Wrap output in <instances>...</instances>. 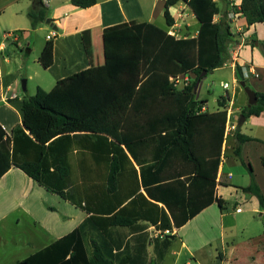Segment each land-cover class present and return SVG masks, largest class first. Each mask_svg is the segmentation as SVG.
<instances>
[{
    "label": "trees",
    "instance_id": "trees-1",
    "mask_svg": "<svg viewBox=\"0 0 264 264\" xmlns=\"http://www.w3.org/2000/svg\"><path fill=\"white\" fill-rule=\"evenodd\" d=\"M181 2L200 24L197 36L177 38L149 22L107 31L102 66L25 96L22 124L10 138L0 127V179L18 168L89 214L71 233L16 264H162L176 237L155 233L182 227L213 203L230 97L219 98L216 112H204L206 101H196L193 88L203 73L223 67L234 35L226 15L215 20L221 14L216 0H165L167 27L176 24L171 8ZM71 3L88 9L98 0ZM47 12L42 0H34L32 30L48 20ZM240 14L249 25L264 24V0H241ZM54 41H46L39 57L45 69L54 64ZM188 74L195 77L192 84L176 88L171 78ZM236 78L246 82L240 66ZM256 94L257 104L241 112L245 119L264 109V93ZM236 138L237 155L243 143L254 140L239 132ZM151 142L158 146L152 161L145 151ZM76 150L85 156L74 163ZM174 160L179 166L168 176ZM187 167L195 177L185 179L202 188L209 197L205 203H197L203 195H186L178 172L187 173ZM244 191L264 207L254 180Z\"/></svg>",
    "mask_w": 264,
    "mask_h": 264
},
{
    "label": "crops",
    "instance_id": "crops-1",
    "mask_svg": "<svg viewBox=\"0 0 264 264\" xmlns=\"http://www.w3.org/2000/svg\"><path fill=\"white\" fill-rule=\"evenodd\" d=\"M42 1L48 11L45 23L60 31L54 41V64L48 69L43 68L44 77L39 75L37 67H42L39 57L48 39L46 37L43 43L40 40L41 26L45 23L35 30L31 28L29 12L34 9V0H0V127L7 138L22 124L23 99L30 96L29 82L37 79L36 92L38 87L46 91L45 83L52 90L60 80L82 70L102 66L105 62L103 35L107 31L149 22L177 38H185L197 36L200 26L183 2L171 8L176 24L169 28L164 18L165 0H98L88 9L73 6L71 0ZM216 1H221L224 7L215 20L219 21L226 15L234 35L228 45L227 61L235 62L230 67L235 88L232 92L225 90L223 96L230 94L232 98L233 95V120L238 124L249 98L239 86L236 66L242 68L254 92L264 93V24L249 25L243 16L230 20L232 0ZM235 1L241 3V0ZM183 15H189L194 21L192 30L186 27ZM161 18L165 21L164 27L158 23ZM13 35L24 42L25 48L30 47L29 54L25 48L18 47L22 48L23 56L12 48L16 45ZM31 41L34 46L33 43L31 46ZM258 49H261L262 57ZM34 53L37 58L31 62L29 59ZM22 75L28 76L25 78L26 90L20 84ZM200 96L199 100L205 101ZM204 108V112L219 109L211 110L209 101ZM237 132L254 139L240 146V155L236 154L239 145ZM122 147L125 149L124 145ZM157 148V143L153 142L150 148H145L151 161ZM125 151L139 172L140 167ZM138 151L144 153L143 150ZM84 156L82 151L76 150L72 160L76 163ZM174 161L177 164H169L168 176L176 171H173L174 167L179 166L180 162ZM187 169V173L184 168L182 172L178 170L186 183V195H203L197 203H205L209 197L199 186L191 187L186 179L194 178L195 174L189 167ZM253 180L264 196V109L260 115L245 119L240 129L225 137L213 190L214 201L182 227L173 225L176 239L162 264H264V207L255 195L244 191ZM141 192L146 195L143 188ZM219 200L223 203V210ZM159 205L166 208L162 203ZM88 216L83 209L49 192L23 171L12 167L0 179V264H16L29 258L71 233ZM150 231H154L153 227ZM148 251L153 260L152 245Z\"/></svg>",
    "mask_w": 264,
    "mask_h": 264
},
{
    "label": "rangeland",
    "instance_id": "rangeland-1",
    "mask_svg": "<svg viewBox=\"0 0 264 264\" xmlns=\"http://www.w3.org/2000/svg\"><path fill=\"white\" fill-rule=\"evenodd\" d=\"M219 6L221 9H223L224 5L221 1L218 2ZM184 16V15H183ZM162 27L165 26V21L163 18L160 19V21L158 22ZM184 23L186 24L187 28H191L190 30H192L193 26H194V21L192 19L189 18V15L184 16ZM196 24H198V22L196 21ZM41 31H40V36H41V42L43 43L44 41H46V37L47 35L51 32V31H56L57 33H60V31L58 32L57 30L53 29L52 25L45 23L41 26ZM47 28V30L45 31V29ZM181 37V35H180ZM34 46V42L31 41V46ZM21 45L25 48V44L24 42L21 40ZM12 48L19 54L23 56V53L21 51L20 48L17 47V45H12ZM259 50V54L262 57V51L261 49ZM36 53H34L31 57V59H29V61H33L34 59H36ZM38 71H39V75L41 77L46 76V74L44 73V69L43 67H37ZM27 76V75H26ZM26 76L22 75V80H20V84L22 85L23 81H26ZM28 77V76H27ZM37 81V79L35 81H31L29 82V86H28V94L30 96H34L36 93V90H34L35 87V82ZM222 82H226L230 85V91L232 92L233 87H235V82H234V76L232 73V69L230 67H222L220 69L215 70L213 73H210L207 75L206 80L204 81L203 85H202V90H201V99H204L205 101H209V107L211 110L215 109L216 107H218L217 105V101L219 100V98L221 96H223L225 90L222 88L221 83ZM27 83V82H26ZM239 83V82H238ZM237 83V84H238ZM246 84L247 86L251 89V87L249 86V81L246 80ZM240 86V85H239ZM45 89L46 91H49L51 89V86H49V84L45 83ZM39 88V87H38ZM22 89V87H21ZM27 89V88H26ZM241 90H243L241 88ZM237 107V106H236ZM240 116V115H239Z\"/></svg>",
    "mask_w": 264,
    "mask_h": 264
},
{
    "label": "built area",
    "instance_id": "built-area-1",
    "mask_svg": "<svg viewBox=\"0 0 264 264\" xmlns=\"http://www.w3.org/2000/svg\"><path fill=\"white\" fill-rule=\"evenodd\" d=\"M230 5L232 8V11L229 14V19L230 20H236L237 17L241 16V14H240L241 3H238L235 0H232ZM13 37H14V40L16 41L17 47L24 48L21 45V42L18 40V38L14 35H13ZM56 37H57V32H55V31H51L47 35L48 40L55 39ZM234 63H235L234 60H228L224 63L223 67L225 66V67H231L232 68V66H234ZM194 78L195 77L192 74H188V75H180L177 77H173V78H171V80L174 83L176 88L184 89V88H186L192 84ZM221 85H222V88L224 90L229 91L230 85L228 83L222 82ZM234 88L235 87H233V89ZM226 95H228L230 97V102H229V106L226 109V111H227V122H226V129H225V137L228 136L230 133L236 132L238 129L237 121L233 120V115H234V112H233V104H234L233 95H232V98H231L230 94H226ZM204 109L205 108L203 107L202 111H204ZM155 235L156 236H158V235H173V230L172 231L166 230L164 233L157 232V233H155Z\"/></svg>",
    "mask_w": 264,
    "mask_h": 264
},
{
    "label": "water",
    "instance_id": "water-1",
    "mask_svg": "<svg viewBox=\"0 0 264 264\" xmlns=\"http://www.w3.org/2000/svg\"><path fill=\"white\" fill-rule=\"evenodd\" d=\"M206 77H207V73H203V77L196 83L195 87L193 88V93L196 95V101L199 99L200 91H201V88H202L204 81L206 80ZM239 85L244 90V92L247 94V96L249 98L248 107H252V106L256 105L258 102V97H257L256 92H254L252 89H250L247 86L245 81L239 82ZM22 86H23V89L26 90V81L22 82ZM195 103H193L192 107L195 106ZM244 122H245V118L243 116H241L240 121L238 123L239 126H242Z\"/></svg>",
    "mask_w": 264,
    "mask_h": 264
}]
</instances>
